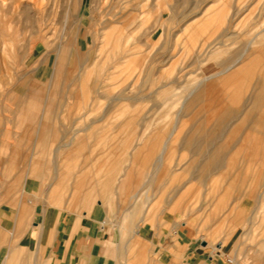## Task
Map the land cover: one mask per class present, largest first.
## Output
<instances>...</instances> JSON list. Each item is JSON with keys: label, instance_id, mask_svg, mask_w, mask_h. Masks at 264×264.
<instances>
[{"label": "rangeland", "instance_id": "obj_1", "mask_svg": "<svg viewBox=\"0 0 264 264\" xmlns=\"http://www.w3.org/2000/svg\"><path fill=\"white\" fill-rule=\"evenodd\" d=\"M212 81L208 137V102L187 104ZM259 92L264 108V0H0V175L54 177L57 201L102 198L115 221L169 210L139 222L186 224L242 264H264ZM250 134L261 147L241 145Z\"/></svg>", "mask_w": 264, "mask_h": 264}, {"label": "crops", "instance_id": "obj_2", "mask_svg": "<svg viewBox=\"0 0 264 264\" xmlns=\"http://www.w3.org/2000/svg\"><path fill=\"white\" fill-rule=\"evenodd\" d=\"M10 173L0 175V264L244 263L222 244L213 251L186 224L180 228L159 218L139 222L141 215L167 216L169 210L133 207L115 221L109 217L115 208L104 206L102 198L97 204L85 197L60 203L59 189H51L54 177L45 188L48 178L41 173ZM46 205L52 208L47 215Z\"/></svg>", "mask_w": 264, "mask_h": 264}, {"label": "bare ground", "instance_id": "obj_3", "mask_svg": "<svg viewBox=\"0 0 264 264\" xmlns=\"http://www.w3.org/2000/svg\"><path fill=\"white\" fill-rule=\"evenodd\" d=\"M261 52V51H260ZM251 59V58H250ZM250 62H252V60H249ZM249 61H247V62H244L243 64H241V66H239V68L236 70V73H239V74H241L242 72H243V74H244V72H245V69H246V67H247V64L248 63H250ZM257 61V60H256ZM260 63V62H259ZM249 67V66H248ZM249 68H251V66L249 67ZM250 71H253L252 69H250ZM60 72V71H59ZM235 73V74H236ZM246 74H247V72H246ZM251 73H249V75H245L244 76V78H245V80H254L253 79V75H250ZM59 75V74H58ZM224 77V76H223ZM226 77V76H225ZM233 84V83H232ZM217 85H218V83H217V81H212V82H209V83H206V84H204L202 87H200L199 89H198V91L196 92V94L192 97V100L187 104L188 105V108L190 109L191 108V106L193 105V104H198V103H201L202 101H205V103L206 102H208V105H205V108H206V110L207 111H205V112H207L206 114V122H205V127H204V124L203 125H198L196 128H195V132L198 134V135H201L202 133H204L205 131V129L208 127V126H210V128L212 129V131L208 134V137H215L218 133H219V130H220V124L219 123H214V125H211V123H212V121H216L217 122V120L218 119H216L217 118V111L220 109V107H219V109H217V105H218V103L216 104V105H214V106H212L211 105V101H210V99L212 98V96L214 95V93L216 92V87H217ZM239 85V84H238ZM241 88V87H240ZM228 90V89H227ZM218 92V91H217ZM219 95V94H218ZM263 94H262V92H259V93H256L253 97H252V106H251V108L249 109V113H251V112H253V111H257V115H258V117H257V120H259V119H263L264 118V108H263V105H262V99L260 98L261 96H262ZM215 96V95H214ZM222 96V95H221ZM216 98H217V96H216ZM226 98V97H225ZM220 102V101H219ZM204 103V104H205ZM225 103V102H224ZM216 106V107H215ZM227 106V105H226ZM212 107V108H211ZM214 107V108H213ZM204 108V109H205ZM187 109V108H186ZM189 111V110H188ZM249 115V114H248ZM185 124L186 123H180V125H179V127H178V129H177V131L176 132H173L172 134H171V138H170V142H169V144H168V146L164 149V157L162 158L163 160V162L164 163H167V162H170L171 161V158L173 159V156H174V151L176 150L175 149V142L178 140V138L181 136V134H182V131H183V128H184V126H185ZM247 124V123H246ZM187 125V124H186ZM221 131V130H220ZM251 133V132H250ZM251 135V134H250ZM248 136L247 135V137L245 138V143L243 142L241 145L242 146H244V147H248V148H252V147H261V145L260 146H258V145H253L254 143H256V142H254L255 141V139L256 138H252V135L251 136ZM263 137V136H262ZM248 139V140H247ZM192 141H193V139H191V138H186L185 140H184V143H182L184 146L186 145V146H191L192 145ZM263 149V148H262ZM261 149V150H262ZM220 150L221 149H217V150H215L214 152L215 153H213L212 155H210V157H208L209 158V160H208V162L210 163V164H214V163H216V161L218 162V159L220 158ZM253 150H255V149H253ZM252 150V151H253ZM256 150H257V148H256ZM255 150V151H256ZM260 150V149H259ZM212 151H213V149H212ZM264 151V150H263ZM224 152V151H223ZM173 162V161H172ZM221 164V163H220ZM213 166V165H212ZM124 176H126L127 177V175H124ZM51 198V197H50ZM53 199V198H52ZM52 201V200H51Z\"/></svg>", "mask_w": 264, "mask_h": 264}]
</instances>
